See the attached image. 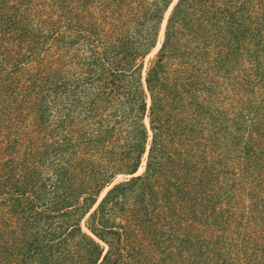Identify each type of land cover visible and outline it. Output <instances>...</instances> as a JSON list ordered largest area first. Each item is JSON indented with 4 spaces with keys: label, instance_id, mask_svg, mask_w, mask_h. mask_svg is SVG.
I'll return each instance as SVG.
<instances>
[{
    "label": "trees",
    "instance_id": "16d2710c",
    "mask_svg": "<svg viewBox=\"0 0 264 264\" xmlns=\"http://www.w3.org/2000/svg\"><path fill=\"white\" fill-rule=\"evenodd\" d=\"M172 2H156L152 14L156 17V37L163 14ZM11 17L6 18V24L1 23L3 37L11 35ZM263 30L264 0L176 1L166 21L159 55L145 79L151 99L148 117L153 133L145 170L109 189L86 223L91 235L81 231L74 214L85 202L93 204L116 172L96 160L98 152H76L73 146L69 147L71 152H57L64 146L47 144L43 135L39 136L45 111L40 102L36 104L31 100L33 94L43 91V86L32 79L33 89L18 94L20 100L13 103L15 96L18 97L16 79L7 75L1 77L0 125L3 117L7 125L2 132L0 126V218L15 214L33 228L31 215L39 206L46 205V213L39 214L53 220L48 230L29 233L23 229L15 240L10 238L0 243V250L6 255L2 264H13L14 256L15 264H139L141 245L155 242L174 248L177 253L170 250L167 258L172 259L174 255L182 264H239L242 255L246 261H255L257 254L246 232H239L240 240L234 239L238 249L234 257L223 246L227 240L226 229L237 221L231 212L236 195L242 193L241 197L250 198L251 212L258 208L262 212L264 208L263 203L259 204L264 197V101L260 106L249 102L253 86L264 89ZM147 50L148 47L142 55ZM124 54L123 65L109 66L111 72L116 70V75L120 74L119 80L129 72L127 69L133 59L131 50ZM170 58L176 59L178 65L172 70V78L164 71L163 63ZM245 61L249 68L240 65ZM202 69L213 70L217 77L220 75L233 93L242 94V99L245 97L242 102H247L231 119L220 114L217 131L213 133L219 137L204 140L209 152L218 145L220 152L244 155L240 173L229 170L227 158L219 170L214 166L206 170L199 157L196 160L184 158V153L174 148L175 143L184 148L182 152H192L203 141L199 135L200 120L206 113L197 97L199 91L206 93L211 87L205 85ZM141 109H146L144 98ZM211 113L210 117L214 116ZM29 117L38 124L36 138L30 132L27 136L20 132V124L28 122ZM99 135L97 141L102 137ZM161 137L169 144L160 145ZM146 140L143 127L135 142L138 155L126 172L129 175L137 172ZM161 141L163 143L164 139ZM196 152H200L198 148ZM48 168L52 171L47 172ZM229 179L242 188L236 192L231 189L232 185L230 189L218 187L219 182L222 185ZM8 221L5 218L6 224ZM248 222L252 224V219ZM215 229L222 235L214 234ZM202 233L207 236L197 238L204 235ZM261 235L260 239L264 240V231ZM92 236L106 244L110 251L102 256L104 247ZM122 242L126 245H121ZM262 247L264 252V241ZM112 254L115 257L112 258Z\"/></svg>",
    "mask_w": 264,
    "mask_h": 264
},
{
    "label": "rangeland",
    "instance_id": "374dc122",
    "mask_svg": "<svg viewBox=\"0 0 264 264\" xmlns=\"http://www.w3.org/2000/svg\"><path fill=\"white\" fill-rule=\"evenodd\" d=\"M22 1L0 0L2 3L0 26L7 20L6 18L14 17H11L10 37H3L0 34V74L3 75H0V78L7 75L16 79L18 97L15 96L13 103L20 100L21 96L18 94L31 91L34 84L30 83L32 79H37L39 82L37 85L43 86V91L41 93L39 91V95L33 94L31 100L36 104L40 102L45 111L40 138L43 135L47 144L63 145L64 147H59L57 152H71L70 146H73L72 149L76 152H98L95 155L96 160L110 166L116 172L113 180L101 190L93 204L85 202L78 212L72 213L75 215L74 218L79 219L81 231L91 235L86 223L109 189L115 184L142 174L145 170L153 134L148 117L151 99L145 79L148 69L157 60L164 39L166 21L177 0H173L163 14L157 37L154 34L156 17L152 16L157 0H24L23 3ZM147 47L148 50L142 55ZM127 50L132 51L133 59L127 69L129 72L119 80L120 74L116 75V70L111 72L109 66L123 65L124 53ZM163 63L164 71L170 73L169 77L172 78L174 76L172 70L178 68L176 59H165ZM240 65L245 68L250 67L246 61ZM201 71L205 85L211 87L209 92L199 91L197 97L200 107L206 113V116L203 114L204 117L200 120L202 126L199 135L203 141L201 146L194 148L195 152H182L184 148L176 146L175 143L174 148L181 154L184 153L182 154L184 158L196 160L199 157L201 164H205L206 170L213 166L219 170L221 163L227 158L230 162L226 164L229 170L240 173L239 166L245 160L244 155L240 152H220L221 147L218 145L209 152L204 145L209 137L217 136L213 133L218 125L219 115L223 116L224 113V116L226 114L231 119L241 110L243 103L247 102H242L245 97L242 99V94L236 96L232 87L225 80L222 81L220 75L215 76L213 70ZM43 80L46 82L43 83ZM249 97L250 103L260 106L264 101V89L253 86ZM143 98L145 111L141 109ZM203 99L206 102H203ZM211 111L214 114L212 117H210ZM253 112H255L254 108ZM31 119L32 117H29L28 122L20 124L22 126L20 132L24 136L30 132L36 138L38 124H34ZM2 121L1 132L7 125L5 117ZM143 127L147 135L144 152L137 172L129 175L126 172L138 155L135 142L140 137ZM99 134L102 137L97 141ZM167 143L165 138H159L160 145H168ZM197 148L200 152H196ZM253 158H256L255 154ZM48 171L51 172L52 169L48 168ZM217 185L221 189H230L232 185L231 189L236 192L242 188L238 182H232L230 179L222 182V185L220 182ZM240 194L233 198L235 204L231 212L237 221L231 222L226 229L227 240L223 249L234 257L238 254L235 238L240 240L239 232H246L250 235L251 248L257 254V259L256 262L246 261L242 255L239 264H264V252L261 250L264 240L260 239L264 231V208L262 212L259 208L251 212L250 198L246 199ZM261 198L259 204H264V197ZM35 211L31 215L33 220H30L33 221V228H29L28 222L15 214L0 218V243L10 238L11 241L15 240L23 229L29 233L48 230L47 227L53 220L48 219L44 214H39L46 213V205L39 206ZM254 216H257L258 223L253 219ZM5 218L9 219L8 224L5 223ZM249 219H252V224H248ZM259 220L262 222L260 223ZM247 224L249 226H246ZM213 233L222 235L217 229ZM204 236L207 234L198 235L197 238L203 239ZM92 237L104 247L102 256L110 251L106 244ZM209 237L213 238V236ZM121 245L126 244L122 242ZM141 249L139 264H182L174 255L172 259L167 258L170 250L177 253L167 244L143 243ZM5 256L4 251L0 250L1 264ZM11 261L13 264L16 263L15 256Z\"/></svg>",
    "mask_w": 264,
    "mask_h": 264
}]
</instances>
